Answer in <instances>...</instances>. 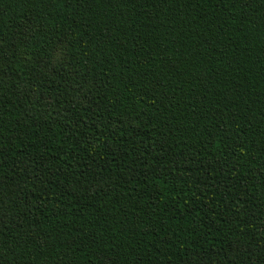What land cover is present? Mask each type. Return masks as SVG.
<instances>
[{
  "label": "trees",
  "instance_id": "16d2710c",
  "mask_svg": "<svg viewBox=\"0 0 264 264\" xmlns=\"http://www.w3.org/2000/svg\"><path fill=\"white\" fill-rule=\"evenodd\" d=\"M0 264H264V0H0Z\"/></svg>",
  "mask_w": 264,
  "mask_h": 264
}]
</instances>
